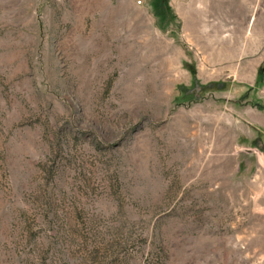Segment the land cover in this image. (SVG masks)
Segmentation results:
<instances>
[{
    "label": "rangeland",
    "instance_id": "1",
    "mask_svg": "<svg viewBox=\"0 0 264 264\" xmlns=\"http://www.w3.org/2000/svg\"><path fill=\"white\" fill-rule=\"evenodd\" d=\"M0 264H264V0H0Z\"/></svg>",
    "mask_w": 264,
    "mask_h": 264
},
{
    "label": "built area",
    "instance_id": "2",
    "mask_svg": "<svg viewBox=\"0 0 264 264\" xmlns=\"http://www.w3.org/2000/svg\"><path fill=\"white\" fill-rule=\"evenodd\" d=\"M138 3H140V1H138Z\"/></svg>",
    "mask_w": 264,
    "mask_h": 264
}]
</instances>
